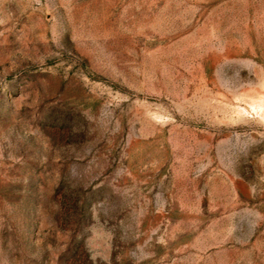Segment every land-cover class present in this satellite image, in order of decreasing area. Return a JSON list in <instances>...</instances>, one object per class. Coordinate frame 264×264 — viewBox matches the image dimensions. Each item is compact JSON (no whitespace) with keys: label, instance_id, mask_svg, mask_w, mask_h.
Instances as JSON below:
<instances>
[{"label":"rangeland","instance_id":"1","mask_svg":"<svg viewBox=\"0 0 264 264\" xmlns=\"http://www.w3.org/2000/svg\"><path fill=\"white\" fill-rule=\"evenodd\" d=\"M0 264H264V0H0Z\"/></svg>","mask_w":264,"mask_h":264}]
</instances>
